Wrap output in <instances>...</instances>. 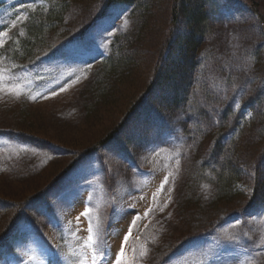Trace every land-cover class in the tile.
Instances as JSON below:
<instances>
[{"label":"rangeland","instance_id":"1","mask_svg":"<svg viewBox=\"0 0 264 264\" xmlns=\"http://www.w3.org/2000/svg\"><path fill=\"white\" fill-rule=\"evenodd\" d=\"M47 1L0 0V47L27 9ZM189 3L212 10L221 25V34L201 49L207 60L200 75L209 79L201 97L185 103L190 88L177 81L116 140L84 156L43 193L32 187L56 168L62 153L16 133L19 120L27 115L38 134L60 142L81 138L89 121L107 124L88 117L93 100H86L81 86L110 38L128 27L130 6L115 0L83 37L31 67L0 55V197L31 195L0 247V264H91L89 235L97 264H116L121 245V264H264V192L246 211L205 233H192L196 223L182 215L187 201H205L217 186L218 158L205 134L229 125L228 113L244 121L264 117V30L256 17L238 0ZM199 108L206 118H184V110L195 114ZM262 124L257 133H264ZM256 156L264 180V155ZM85 209L87 217L81 215Z\"/></svg>","mask_w":264,"mask_h":264},{"label":"trees","instance_id":"2","mask_svg":"<svg viewBox=\"0 0 264 264\" xmlns=\"http://www.w3.org/2000/svg\"><path fill=\"white\" fill-rule=\"evenodd\" d=\"M114 1L48 0L35 5L25 11L19 26L9 31L0 47V55L15 58L19 67H31L61 46L83 37ZM120 1L130 6L129 25L111 37L104 55L81 86L87 91L86 100H93L88 117L107 124L89 121L81 138L62 143L38 134L27 115L23 114V120H19L16 133L58 150L63 157L56 168L40 177L32 193H43L84 156L116 140L132 125L144 106L158 95L165 99L164 91L170 86L172 89L177 81L182 84L185 81L190 88V94H186L183 101L191 104L192 99L201 97L198 92L202 85L209 84V79L200 75L206 69L207 60L201 49H207L215 36L221 34L218 30L221 25L212 10L207 7L205 10L203 6L190 8V0ZM238 1L245 4L264 30V0ZM177 96V91L172 93L171 100H176ZM20 108L16 110L17 115ZM184 112L188 122L194 120V115L206 118L203 108L195 114L188 109ZM228 115L225 119L230 118L229 125L205 134V143L210 142L218 158L215 192L205 201L190 199L181 210L184 217L196 223L194 234L205 233L229 216L246 211L264 192L260 158L256 160L257 165L253 163L256 155H264V133L255 131L260 123L264 129V117L253 115L244 121L239 119V114ZM189 191L194 193L193 188ZM22 200L0 197V247L19 219Z\"/></svg>","mask_w":264,"mask_h":264},{"label":"snow or ice","instance_id":"3","mask_svg":"<svg viewBox=\"0 0 264 264\" xmlns=\"http://www.w3.org/2000/svg\"><path fill=\"white\" fill-rule=\"evenodd\" d=\"M17 96H19L21 93L20 92H16L15 93ZM36 97H32V99H35ZM165 182H167V178H165ZM82 216H85L87 217L88 216V210L85 209L84 212L81 213ZM79 217H77V223H79ZM133 224H135V220H133ZM129 231H131V229H129ZM88 232L91 233L92 232V228L91 226H89L88 228ZM128 240V236L126 235L124 237V241L127 242ZM88 241H89V244H88V247L91 248L93 251H92V255L90 257L91 259V264H97V255H96V241L94 240L93 236L92 235H89L88 236ZM261 244H264V238H262V241H261ZM258 247L260 245H257ZM109 251H111V249L109 248ZM123 253H124V249H123V245H121V249H120V254L119 256L117 257V260H116V264H121V261H120V257L123 256ZM104 256H101L100 259L103 260Z\"/></svg>","mask_w":264,"mask_h":264}]
</instances>
